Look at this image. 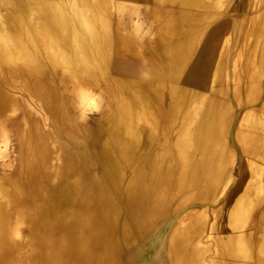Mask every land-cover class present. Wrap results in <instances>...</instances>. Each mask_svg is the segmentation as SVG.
<instances>
[{"label": "rangeland", "instance_id": "374dc122", "mask_svg": "<svg viewBox=\"0 0 264 264\" xmlns=\"http://www.w3.org/2000/svg\"><path fill=\"white\" fill-rule=\"evenodd\" d=\"M6 1L0 0L1 27L16 11ZM57 1L65 15L61 37L88 36L73 14L75 0ZM85 1L92 6L87 16L99 31L98 18L106 19L112 36V53L107 44L100 48L101 64L72 66L47 54L36 61L0 59V209L10 230L0 264H40L46 241L52 243L48 264H86L92 256L87 230L103 212L112 213L87 183L81 165L76 171L71 167L77 155L106 181L103 198L116 212L115 250L103 264H192L184 241L194 232L204 252L199 264H264L260 211L243 229L252 244L250 259L233 260L220 241L213 245L224 233L228 199L242 174L250 172L245 161L256 169L264 153L263 130L252 131L259 140L254 145L236 138L240 131L251 132V121L264 126V0ZM188 12L206 17L198 25L187 16L176 34L166 31L167 21ZM138 21L151 29L148 37L136 34ZM178 41L189 49L174 72L168 46ZM82 92L88 94L83 102ZM129 103L146 114L133 118L134 125L115 116ZM211 111L228 115V151L216 157L222 174L215 185L211 180L182 185L177 143ZM188 152L193 161L201 157L193 147ZM69 184L87 196L74 213L69 208L78 195L71 192L68 201ZM140 191L150 203L161 199L144 222L135 213L134 196ZM37 210L50 218L43 227ZM68 222L79 233L73 245L61 240Z\"/></svg>", "mask_w": 264, "mask_h": 264}, {"label": "bare ground", "instance_id": "6f19581e", "mask_svg": "<svg viewBox=\"0 0 264 264\" xmlns=\"http://www.w3.org/2000/svg\"><path fill=\"white\" fill-rule=\"evenodd\" d=\"M6 2L8 5L16 7V11L15 15H9L6 18L7 27L0 26V59L3 62L13 63L21 56L24 58L29 57L28 61H36L40 59L43 54H47L49 59L56 56L62 58L68 65L74 66L76 63H80L89 66L91 62H95L96 64L102 63L98 61L97 58L101 56V47L104 48L103 45L107 44L111 53L114 49L112 36L108 30L106 19L102 16L98 18L99 31L94 20L90 19L86 14L92 6H88L85 0L72 1L71 7L73 14L77 17L84 29L88 31L89 35L87 36L83 33L74 34L73 36L71 35V38H62L60 35V30L66 28V26L63 25L65 22L64 7L60 1L7 0ZM76 3H79V6H76ZM30 5L35 6L29 9L28 7H30ZM187 16L198 25L201 24L206 17L188 12L184 18L179 17L167 21L165 25L166 31L176 34L179 28H182L183 22L186 20ZM39 19L42 21L38 22ZM188 49L189 45L182 41H178L174 46H168V50L172 53L171 69H173L174 72L179 71L183 66ZM81 96L83 102L88 97V94L82 92ZM133 107L136 108L135 103L134 105L129 103L125 108L122 106L119 110L116 109V118L123 119L126 124L134 125L133 118H140L146 114L144 111L140 113L136 110L134 111ZM120 112L122 114L119 115ZM172 112H170V114H173ZM124 114H126V117ZM227 121V114L218 115L216 112L211 111L205 115L203 114L200 123L193 133L186 131L182 134L181 139L177 143L182 163V173L180 175V182L182 185L195 180L196 182L211 180L213 185L217 183V180L222 174L223 165L220 166L221 162L219 160L216 161V157L223 149H225L226 152L228 151L226 147L227 139L225 137ZM259 124L261 123L251 121V132L249 131L246 135L244 134L245 132L240 131L236 136L237 140L239 142L244 141L243 143L248 145H254L255 142L258 143L259 140L254 136L255 133L252 131H255V129L264 131V126ZM258 125L260 128L257 127ZM262 138L264 139V136L261 137V139ZM262 144L264 146V141ZM191 147L201 154L198 160L195 159V161H193V158L188 152ZM260 148H262V146ZM72 159L73 161L70 164L71 167L76 171L78 168L76 165H81L87 183H92L96 186L91 184L92 188L101 195L103 205L110 208L109 211L106 212L112 213L107 215L103 212V218L100 217L94 220L90 224L86 234V241L90 242V247L92 246V256L86 261V264H103L115 250L114 214L116 212L112 209L111 201L106 197L103 198L104 183L106 181L96 172L94 173L92 168L88 166L87 163L83 162L80 156H74ZM102 159L105 162L103 157ZM260 160L261 163L257 165L256 169L252 167V164L246 163L245 161L246 168L250 172L242 174L238 185L228 199V208L221 225L222 232H224L222 234L223 236L213 241V245L220 241L222 251L236 261L245 262L252 256V244L247 238V231L245 232L243 229L247 226L255 210L260 211V215L257 217L260 223L264 222V208H261L263 206L264 190V153L263 156H260ZM107 186L108 185H105V190ZM74 187L75 186L69 184L66 189V198L68 201L71 192H77L78 195L69 208L72 213L82 209L84 202L87 200V196ZM214 191L215 189L212 188V192ZM212 192L210 189L209 193ZM134 202L136 218L139 222H144L156 210V207L161 203V199L159 198L157 201L150 203L148 199H146V195L142 194V191H140L134 196ZM6 217L7 216L0 209V258L7 255L9 248L7 238L9 236L7 234H9L10 230H8L6 226ZM37 218L40 219L42 223H40V225H42V227L45 220H50L46 213L43 214L42 211L39 212L38 210ZM71 223L72 222L67 223L66 233L61 238V240H64L68 245H73L79 238V233L75 230V227L69 225ZM202 224V221L198 224V230L202 229ZM234 230L235 233H232ZM195 234L196 232H194L192 238L187 237L185 239L184 253L186 259H188V257L189 260L193 259V262L191 261L192 264H199L198 262L202 260L204 252L195 242ZM51 250L52 243L46 241V245H43V248L40 249L38 259L40 264H48L50 262L52 258Z\"/></svg>", "mask_w": 264, "mask_h": 264}, {"label": "clouds", "instance_id": "9594fccd", "mask_svg": "<svg viewBox=\"0 0 264 264\" xmlns=\"http://www.w3.org/2000/svg\"><path fill=\"white\" fill-rule=\"evenodd\" d=\"M135 28L137 29L136 34L138 36L142 35V37H148L151 33V29L148 28L142 21L136 22Z\"/></svg>", "mask_w": 264, "mask_h": 264}]
</instances>
